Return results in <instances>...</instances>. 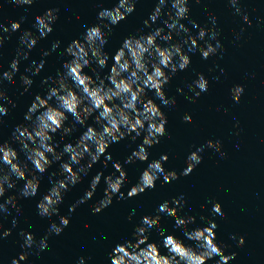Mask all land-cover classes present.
I'll return each instance as SVG.
<instances>
[{
  "label": "clouds",
  "instance_id": "9594fccd",
  "mask_svg": "<svg viewBox=\"0 0 264 264\" xmlns=\"http://www.w3.org/2000/svg\"><path fill=\"white\" fill-rule=\"evenodd\" d=\"M36 2L37 0H3L0 3V17L5 3L30 7ZM138 2L139 0H117L112 8L100 9L97 13L98 23L85 26L81 36L72 40L61 53V56L68 58L61 68L55 75H48L41 81L42 85L47 86L45 94L30 91L34 83L32 77L38 76L44 69L45 58L60 48L59 40L53 41L51 48L40 54L42 58L39 62L33 60L25 69V73L31 75H20V85L23 88L21 95L28 93L33 99L24 114L25 122L15 126L9 140L0 141V215L11 214L10 208L20 214L22 206L18 201L40 195L42 177L49 168L58 163V172L48 175L50 187L40 195L36 212L42 219L58 216L59 223L53 221L39 240L34 233L21 231L19 235L23 237L20 244L22 251L11 259L10 264L26 262L31 254L30 249L35 248L37 255L48 250V240L53 235H60L68 227L70 216L60 215L59 206L64 202L65 194L82 183L97 163H102L103 168L107 169L111 162L114 171L108 175L103 171L97 172L91 178L84 195L69 206V214L92 200L102 182L103 196L93 204V214H99L110 207L114 198L131 199L154 189L161 178L162 183H172L180 176L190 175L202 163L201 153L205 149H212L221 157L225 155L219 140H207L190 152L185 160L186 167L180 173L165 169L164 164L169 159L167 154H161L159 159L149 160L148 149L159 144L160 139L168 135L167 116L161 110V105L156 103V99L165 107L176 105V97H168L165 88L177 72L186 70L191 64L185 45L189 52L198 50L204 60L220 54L222 45L218 39L220 33L215 16H210L211 27L201 26L197 21L191 20L192 27L197 30L196 35H193L189 27L182 23L188 18L190 0H157L156 6L143 24L145 28H152L153 24L165 16L162 23L167 32L165 27H156L149 32H145L143 28L138 29L136 35L125 36L110 56L105 51V46L113 29L136 10ZM195 2L200 3V0ZM228 3L234 9L235 15L241 16L245 24L251 25L249 15L240 7L241 0H228ZM59 11L58 8H49L42 15L35 16L33 27L37 29V33L30 29L22 32L9 69L0 73V126L4 123L3 117L8 116L16 106L6 93L4 81L14 82L21 62L29 60L31 51L40 40L53 32ZM25 19L22 16L20 20H10L8 24L0 19V50L3 49L5 41L11 39L12 33L21 30L22 21ZM240 31L243 33L245 29L242 27ZM177 37L181 39L176 40ZM235 39L239 41L241 35L237 34ZM200 41L204 42L203 46ZM86 69L91 70V74ZM105 69H108L107 74L102 75ZM196 77L187 84L188 92L192 95H187L184 88H177V93L193 103L209 89V80L203 73H196ZM213 79L218 80L219 77ZM150 92L155 99L149 95ZM230 93L233 101L239 103L244 88L236 85L230 89ZM182 119L185 123L192 122L190 114H185ZM89 120L93 123L89 124ZM78 126L85 130L75 142L63 143L61 147L60 142L73 136L79 130ZM57 135L59 140L56 139ZM129 137L133 143L138 138L142 139L123 163L113 161L107 150L112 144H118ZM14 144L19 145V150ZM137 162L146 163L147 166L125 196L122 191L127 180L124 166ZM20 181L23 184L18 191L9 194L11 190L17 189ZM210 203L212 215L222 217L224 213L221 204L215 201ZM184 207L182 194L171 200L165 199L157 207L155 215L141 218L131 238L112 248L108 253L110 264H209L212 260H215V264H230L236 253H227L230 245L217 242L218 225L215 220L208 219L204 226L190 227L196 223V218L181 216ZM204 207L205 205H201V208ZM161 213L172 217L174 227L182 229L184 238L193 243L186 244L184 239L169 233L161 224ZM134 214L135 210L129 213V221ZM204 219L201 217V220ZM16 224L14 218L12 227ZM31 227L33 226L29 225ZM89 227L85 224V228ZM153 228L162 238L159 244L150 242ZM11 235L12 228H5L3 222H0V241ZM232 239L237 240L238 246L245 243L242 236L238 239L233 236ZM99 243L103 245V240ZM161 245L166 249V254H161ZM77 264H86L85 258L80 257Z\"/></svg>",
  "mask_w": 264,
  "mask_h": 264
},
{
  "label": "water",
  "instance_id": "95a60500",
  "mask_svg": "<svg viewBox=\"0 0 264 264\" xmlns=\"http://www.w3.org/2000/svg\"><path fill=\"white\" fill-rule=\"evenodd\" d=\"M116 2L117 0H63L62 3L61 0H37L30 7L4 4V11L0 17L3 23L20 20L22 16L26 19L22 21L21 30L12 33L11 39L6 40L3 49L0 50L2 52L0 73L9 69L22 32L30 29L37 33V29L33 27L35 16L42 15L49 8H58L60 11L59 18L53 25V32L40 40L31 51L29 60L21 62L14 82L4 81L6 93L16 106L8 116L3 117L0 141L9 140L15 126L25 122L24 114L33 99L28 93L21 95L23 88L20 85V75H31L25 73V69L33 60L39 62L42 58L40 54L50 49L53 41L61 42L60 48L45 58V67L41 73L32 77L34 83L30 91L45 94L47 86L42 85L41 81L48 75H55L68 59L61 56L64 48L81 36L86 25L98 23L97 13L100 9L112 8ZM156 2L157 0H139L136 10L113 29L105 46V51L110 56L120 46L125 36L136 35L138 29L143 28L145 32H149L156 27H165L162 23L166 19L165 16L153 24L152 28L144 27L143 21L149 18ZM0 3H3V0H0ZM188 6L190 8L188 18L182 23L196 35L197 30L192 27L190 21L195 20L201 26L211 27L210 16H215L222 48L220 54L204 60L198 50L189 52L188 46L185 45V51L191 57V64L186 70L177 72L165 88L168 97H176V105L165 107L156 99V103L161 105V110L167 116L168 135L162 137L159 144L148 149L149 160L159 159L161 154H167L169 159L164 164L165 169L180 173L186 167L185 160L190 152L195 151L207 140H219L225 155L221 157L214 150L205 149L201 153L202 163L190 175L180 176L172 183H162L161 178L156 182L154 189L131 199L114 198L110 207L99 214H93V204L103 196L102 182L92 200L69 214V206L84 195L91 178L97 172L103 171L108 175L114 171L111 162L107 169L103 168L102 163H97L84 177L82 183L65 194L64 202L59 206L60 215L70 216L68 227L60 235H53L48 240V250L37 255L35 248L30 249L28 260L22 264H77L80 257L85 258L86 264H110L108 253L117 243L131 238L135 226L140 223L143 216L155 215L157 207L165 199L171 200L181 194L184 196L185 207L180 215L196 218V223L190 227L204 226L208 219L215 220L218 225L217 242L230 245L227 253H236L230 264H264V22H261V19H264V0H241L240 7L249 15L251 25L245 24L241 16L234 14L228 0H200V3L190 0ZM242 27L245 29L243 33L240 31ZM165 31L167 32L166 27ZM237 34L241 35L239 41L235 39ZM179 39L181 37L176 38ZM200 44L203 46L204 42L200 41ZM86 71L91 74V70ZM107 71L108 69H105L101 74L106 75ZM196 73L205 75L209 80V89L193 103L184 95L177 93V88H184L187 95H192L188 92L187 84L197 78ZM236 85H242L244 88L239 103L233 101L230 93V89ZM149 95L155 99L153 93L150 92ZM185 114L192 116L191 123L183 121ZM88 123L92 124L93 121L89 120ZM78 129L73 136L66 137L60 142L61 147L63 143L75 142L85 130L79 126ZM56 139L59 140L58 135ZM141 139L142 137L133 143L129 137L118 144H112L107 152L112 155L113 161L123 163ZM14 146L19 150L18 144ZM21 157L23 158L22 153ZM146 166V163L140 162L124 166L127 180L122 191L125 196ZM58 169L57 163L44 174L40 195L50 187L48 175L54 171L58 172ZM22 184V181L18 182L17 189L11 190L9 194L16 193ZM40 195L32 199L19 200L18 203L22 206L20 214L10 208L11 214L0 215V222H3L4 227L12 228V235L0 241V264H10L11 259L22 251L20 244L23 237L19 235L21 231L32 232L39 240L53 221L59 223L58 216L42 219L37 215L36 203ZM210 201L221 204L224 213L222 217L212 215ZM201 205L205 207L201 208ZM133 210L135 214L129 221L127 217ZM161 216V224L169 233L184 239L186 244L193 243L184 238L182 229L174 227L172 217L163 213ZM201 217L205 219L201 220ZM14 218L17 224L12 227ZM85 224L90 227L85 228ZM29 225L33 227L29 228ZM233 236L237 239L242 236L245 240L244 245L238 246L237 240L232 239ZM100 240H103V245L99 243ZM161 240L157 230L153 228L150 232V242L159 244ZM160 251L161 254H166V249L162 245ZM209 264H215V260L209 261Z\"/></svg>",
  "mask_w": 264,
  "mask_h": 264
}]
</instances>
